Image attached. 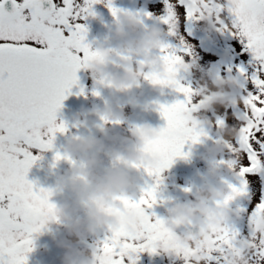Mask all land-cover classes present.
<instances>
[{"label":"snow or ice","instance_id":"1","mask_svg":"<svg viewBox=\"0 0 264 264\" xmlns=\"http://www.w3.org/2000/svg\"><path fill=\"white\" fill-rule=\"evenodd\" d=\"M100 2L0 0V264H27L33 238L43 229L37 206L54 208L49 202L50 191L37 190L27 180L29 170L40 158L32 150H52L56 135L68 131L64 123H57L56 116L77 84V72L92 58L85 42L87 29L78 21L94 15L93 6ZM9 4L11 11L6 9ZM164 4L166 14L161 23L170 36L178 34L182 14L189 23L207 19L218 32L237 38L252 58L248 66L251 71L244 67L237 70L242 99L233 106L236 115L232 127L237 135L228 145L235 162V183L228 185L231 196L223 202L229 207L235 200L246 201L233 211L239 225L236 221L226 224L207 241V247L173 251L184 264L195 256L204 264H234L237 259L264 264V0H164ZM107 6L112 15L119 11L112 7V0H107ZM191 55L182 38L180 47L163 44L160 48L159 59L166 65L167 75L153 76V83L174 88L185 100L159 105L167 122L160 134L166 138L151 148L160 155V165L144 170L155 179V185L142 190L138 201H120L125 207L142 211L143 224L136 234L119 230L104 240L100 249L114 257V264H137L141 253L157 252L165 237V221L147 210L157 204L161 174L177 158H188L183 152L187 142L195 145L207 135L186 119L199 111L200 101L195 100L199 90L177 79L181 66L185 71L188 66L184 57ZM215 124L226 125L223 119ZM61 159L56 154L55 161Z\"/></svg>","mask_w":264,"mask_h":264},{"label":"clouds","instance_id":"2","mask_svg":"<svg viewBox=\"0 0 264 264\" xmlns=\"http://www.w3.org/2000/svg\"><path fill=\"white\" fill-rule=\"evenodd\" d=\"M112 16L115 27L109 39L115 47L101 45L91 49L92 58L83 65L96 85L112 93V99L105 102L103 109L82 112L78 121L79 127L91 129L97 126L91 117H99L100 136L73 135L67 139L57 154L70 167L56 176L54 189H48L51 193L49 202L54 208L50 210L47 205H39L36 210L37 218L43 224L42 230L52 233L56 246L63 251L62 264H114V257L84 245L105 230L110 234L119 230L129 234L140 231L142 211L125 207L120 201L136 200L138 179L133 172L159 167L160 155L151 146L166 138L161 136L160 129L147 125L132 128L128 135L113 130V125H123L127 119L126 104L118 97L141 90L145 83L159 87L152 77L164 78L167 67L151 55L163 45L165 33L162 29L145 28L140 17L131 13L118 11ZM204 21L209 30L217 31L212 22ZM134 60L139 62L134 63ZM181 70H185L183 65ZM209 77L210 83L205 82L199 88V111L186 116L197 129L212 126L207 118L197 113L214 111L217 106L225 109L238 106L242 99L236 78L211 73ZM135 99L133 97L128 103ZM214 135L216 139L201 154V160L207 165L208 180L192 192L190 201L174 204L168 210L165 237L157 246L159 252L175 254L176 248L207 247V241L235 219L232 210L223 203L231 193L220 183L221 178H235L234 160L223 158L237 133L232 126L224 125L215 126ZM102 154L114 162L105 171L100 170ZM54 191L68 193L71 201L52 203ZM183 228L190 230L187 233L178 231ZM189 264L204 262L200 256H195ZM234 264H247V261L237 259Z\"/></svg>","mask_w":264,"mask_h":264},{"label":"flooded vegetation","instance_id":"3","mask_svg":"<svg viewBox=\"0 0 264 264\" xmlns=\"http://www.w3.org/2000/svg\"><path fill=\"white\" fill-rule=\"evenodd\" d=\"M18 2H22V0H18ZM78 2L82 4L83 0H78ZM161 3V0H112V7L121 12L138 15L142 24H146L147 18L151 21L149 14L158 13ZM137 4L140 6L136 7ZM44 6L47 7L46 4ZM6 9L11 11L10 4L6 5ZM147 9H152V11L148 13ZM93 13L94 15L78 21L87 29L86 44L90 47V50L101 45L105 47H115L114 42L109 39L115 26L111 10L107 6V0H101L100 3L95 4L93 6ZM200 24L199 21L189 23L186 20L184 29L193 37V39L202 35L206 43L205 45L203 41L197 40L201 49H191L192 55L184 57L185 63L190 65V69L193 68L194 70V77H190L192 78L190 86L196 90H199V88L207 82L206 79L208 78L204 75L205 72L210 71V73L216 76H220L221 72V70L214 71V68L212 71L210 68L219 63L216 61V58L213 62H209V58L207 62H204L203 57L213 55L214 57L225 59V57L219 56L211 49L226 51V48H223V45L219 42L221 35L215 30H209L208 25L203 27L202 24ZM214 40H217V43H215ZM175 47H177V45H175ZM151 55L160 58V49L155 50ZM133 62L135 63L139 61L134 60ZM179 73L177 79L180 80L183 85L184 81L179 77ZM196 81L199 82L198 85H196ZM81 89H83V94H81ZM96 92L99 93L98 96L94 95ZM133 97H136L134 102L128 103ZM111 99L112 93L110 90L96 85L83 67L77 72V84L71 89V92L63 101L62 107L56 116L57 123L59 124L60 122H63L67 126L68 131L65 134L58 133L56 135L52 150L44 151L42 153L38 149L32 150L33 155L39 156L40 158L29 170L27 180L32 183L37 190L54 189L56 176L64 173L70 167V165L64 160H61L58 163L55 161L56 154L61 150L62 146L70 136L93 135L99 138V125L101 123L99 117H91V119L96 121V127L85 129L78 126L80 114L92 110H101L103 109L105 102L110 101ZM118 99L126 104L124 112L127 117L123 125H113L114 132L119 133L120 135H128L132 128L142 125H147L157 130L166 127L167 122L162 118L158 110L159 105L170 106L180 101L179 93L174 88L168 86L153 88L147 83L144 84L141 90L135 93H130L127 96L121 95ZM199 99L200 98H196V101H199ZM201 114V112L197 113V115L202 118L206 116H202ZM207 116L211 117V115L208 114ZM204 130L207 135L202 137L199 143L193 145L189 142L192 146V150L185 153L188 158H177L173 164L161 174V182L157 191V204L152 209L147 210L148 214L152 215L154 218L167 222L168 210L173 207L174 204L190 201L193 198L192 192L207 182V165L201 160V154L210 144H212L216 137L214 132L207 131L206 128H204ZM196 149L198 154L193 161V164H190L192 160L191 154ZM101 159L103 160L100 169L101 171L108 170L113 166L114 162L107 155L102 154ZM223 159H225V157ZM198 163L201 164V166L197 173L191 172L192 169H196L195 166ZM180 172L188 173L180 174ZM133 175L138 179V189L136 193V200L138 201L142 190H146L155 185V179L149 177L143 169L134 170ZM233 183H235V178H222L220 186L228 188V185ZM189 188H191V192L186 191V189ZM63 200L71 201V197L68 193L54 191L52 203H60ZM245 203L246 201L244 200H235L230 203L229 208L233 212L237 207L242 206ZM234 221L239 225V221L236 220V217ZM183 229H179L178 231L185 233ZM110 235L111 234L106 230L100 232L91 237L84 246L100 249L104 240ZM172 255L178 260V257L173 253L165 254L157 251L155 254H152L144 252L139 255L137 264H170V257ZM62 257L63 251L56 246L52 233L42 230L33 238V250L28 253L27 264H62ZM181 264H184L183 259Z\"/></svg>","mask_w":264,"mask_h":264},{"label":"rangeland","instance_id":"4","mask_svg":"<svg viewBox=\"0 0 264 264\" xmlns=\"http://www.w3.org/2000/svg\"><path fill=\"white\" fill-rule=\"evenodd\" d=\"M137 6H140V5L137 4L136 7ZM159 9L160 10L158 11V13L149 14V16L151 17L150 18L151 21L149 20V18H147L146 24H143L145 28L158 27V28L162 29L164 31V33H165L164 40H163V44H165V45H170L172 47H175V45H177V47H180V39L182 38L183 41L191 49H201L197 40L192 39L191 37H189L188 35L185 34L184 29H183V21L185 20V16L183 14L181 15L180 28H179L178 34L176 36H170L168 34L167 27L164 26L161 23V17L166 14V7H165V4H164V0H162L161 7ZM150 11H152V9H147L148 13ZM199 23H201L203 27L207 25V22H205V21H199ZM218 33L221 35V39L219 38V42L221 43V45H223V48H226L227 51L229 50L228 52H230V54H228L225 57V59L219 58V57H214L213 55L206 56V57H203V61L207 62V60L209 58V62L210 61L213 62V60H215V58H216V61H218L219 63H217L214 66H211L210 67L211 70H213V68L214 69L217 68V70L215 69V71H218L221 68L220 75L222 74V77L225 76V75H229L230 74L231 76H233L234 78L239 80L240 76H239V72L237 70L240 67H244L248 71H251V69L248 66H249V63H250L252 58H251L249 53L243 51V46L240 44V42H239V40L237 38H234L231 34H229L227 32H224V33L218 32ZM214 41H215V43H217V40H214ZM217 45H219V44H217ZM239 50H241L244 54H242L240 57L234 58V56L231 55V53H233L232 51H239ZM227 61H230L231 63L232 62L234 63V64L230 63L231 72H229L230 68H229V63ZM209 74H210V71L204 73V75L208 78V79H206L208 83H210ZM179 77L181 79H183V81H184L183 85L190 86V84L192 82V78H190V77H194L193 68L190 69V67H189L188 70H186V71L185 70H181L180 73H179ZM198 84H199V82L196 81V85H198ZM239 92L241 93V89H239ZM182 95L183 94L179 93L180 102L185 100V97L182 96ZM196 98L198 99L200 97H195V100H196ZM218 107H219L220 113L218 115L219 117H217L216 119H214V118H212L210 116H207L206 112H201L202 113L201 115L202 116L206 115L204 118H207L210 121L211 125H212L211 127L210 126H206L205 127L207 131H211V132L215 131V126H216L215 122H216L217 119H223L225 121L226 126H233V124L235 123V115H236V113H235V110H234L233 107H230V108H227V109H225L223 107H220V106H218ZM197 154L198 153H197V149H196L191 154L192 160H191L190 164L191 163L193 164V161L196 159ZM227 158H230L229 152H226L225 159H227ZM188 166H191V165H188ZM200 166H201V164H199V163L196 164V166H195L196 169H192L191 172L197 173V171H198ZM187 173L188 172H180V174H187ZM229 179H233V177H229ZM170 258H171V263L170 264H181L182 259L180 257H178V260H176V258H174V255H172Z\"/></svg>","mask_w":264,"mask_h":264},{"label":"water","instance_id":"5","mask_svg":"<svg viewBox=\"0 0 264 264\" xmlns=\"http://www.w3.org/2000/svg\"><path fill=\"white\" fill-rule=\"evenodd\" d=\"M186 148L189 149L190 147H186ZM183 230H184L185 233H187L190 229L184 228Z\"/></svg>","mask_w":264,"mask_h":264}]
</instances>
